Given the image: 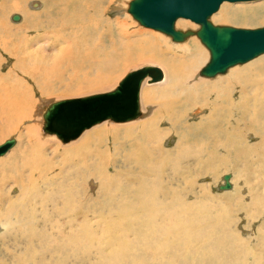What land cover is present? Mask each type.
<instances>
[{"label":"bare ground","instance_id":"1","mask_svg":"<svg viewBox=\"0 0 264 264\" xmlns=\"http://www.w3.org/2000/svg\"><path fill=\"white\" fill-rule=\"evenodd\" d=\"M20 1L26 0H4L0 4L1 38L17 33V43L7 46L17 60V80L11 83L0 74V126L12 120L5 136L15 133L19 139L10 153L15 152L16 164H7L9 154L0 160V169L10 165V171L1 170L0 173V264H21L25 260L26 264H245L241 258L246 247L245 237L253 236L264 241V219L259 222L264 216L263 174L258 170L248 173L243 166L239 178L227 173L225 183L219 188H228L234 193L225 195L223 200L210 193L209 184L198 185L197 181L187 184L186 174H191L190 168L197 166L204 170L201 163L209 164V157L205 159L209 154L213 158L218 157L219 152L229 154L227 145L231 146V142L224 143L226 139L235 140L239 135L238 127L230 130L236 125L241 127V118L237 120V116L243 119L252 117V126L245 127L248 131L259 123L254 119L259 121L255 116L264 112V53L245 63L253 65L252 74L263 77L256 78L258 80L253 84L239 83V65L229 68L226 74L206 77L200 74L208 54L200 45L201 40L191 36L185 42H177L152 30H128L124 20L112 18L109 13L112 7H119V0H33L31 6L42 9L37 13L27 11ZM18 5L25 14L13 28L6 21L7 10ZM259 7H250L242 13L230 12L223 3L212 20L233 24L258 23L262 16H256L255 11ZM176 24L183 28L190 25L188 18L182 17ZM113 34L115 37H110ZM105 46L110 48V53L116 52L120 60L101 59L100 55L106 52ZM147 54L161 56L167 67H161L163 79L152 83L147 79L143 81L140 87L141 115L132 119L127 128H111L105 123L123 124L131 119L114 121L107 118L100 122L103 126H95L100 124L96 123L91 126L93 129L85 128L77 138L69 141L45 131L44 112L48 104L98 94L93 92L75 98L42 99L33 115L32 89L24 76L32 79L42 92H51L60 89L69 78L78 77L99 63L116 69L120 61L130 62ZM144 64H154V61H144L141 66ZM189 67L190 73L187 71ZM129 71L110 90L116 88ZM108 75L87 80L85 85H78L75 92L98 88L101 82H97L106 81ZM148 84L153 86L143 93ZM191 89L205 94L206 98L217 92L214 104L184 97V103L178 101L183 108L180 115L176 119L175 115L170 117L169 113L173 115L172 108L175 107L166 99ZM155 91L159 101L153 99L151 102L156 104L149 106L146 102L150 100L146 101L144 97H151ZM243 98L252 100V113L248 105L239 101ZM70 108L75 110L73 106ZM70 108L63 109V112H69ZM201 112L207 113L206 116ZM150 113L152 117L148 118ZM193 114L199 121L190 122ZM25 121L29 123L24 126ZM164 122L170 123L169 128L164 127L165 133L152 128L153 124L154 127L162 126ZM39 123L41 126L43 123L44 135L56 136L62 143H68L65 146L83 138L60 151L61 146L56 145L55 139L37 136ZM178 123H181V131ZM140 125L143 126L140 136L145 150L138 143L139 133L125 141L118 139V132L134 134ZM213 126H216L215 131L211 130ZM200 128L202 133L205 129L207 132L202 136L203 143L198 144L195 139L201 134ZM259 133L256 136L264 139ZM167 139L175 147H165ZM129 149L133 150L128 152ZM232 150H235L234 146ZM200 153L205 157H199L202 159L194 165ZM235 153L238 156L242 151ZM20 159L21 163H18ZM178 159L181 164L177 166L175 160ZM164 161L169 166L166 169ZM184 161H187L186 166L182 165ZM222 162L225 161L222 159ZM260 166L264 167V164ZM124 170L127 171L125 174H136V180L124 179L122 184L131 189L116 191L123 187L116 189L112 184L120 179L118 173ZM13 191L16 193L12 195ZM229 214L232 218L228 217ZM256 221L258 224L253 233L250 227ZM245 228L248 231L243 235Z\"/></svg>","mask_w":264,"mask_h":264},{"label":"rangeland","instance_id":"2","mask_svg":"<svg viewBox=\"0 0 264 264\" xmlns=\"http://www.w3.org/2000/svg\"><path fill=\"white\" fill-rule=\"evenodd\" d=\"M13 2H16V0H12ZM33 0H26V1H20V3L24 6V8L27 10V11H30L31 12V10H34L35 11V13H37L38 11H40V10H42L41 8H36V7H33V6H31V2H32ZM40 2L41 0H36V2ZM121 1H122V3H121ZM129 1L130 0H119V7L117 8V7H112L113 9L111 10V12H109L110 13V16L113 18V17H115V18H119V19H121V20H124L126 23H127V29L129 30H138V29H141V30H144V31H150V30H152V31H155V32H157V33H159V34H163V35H167L171 40H173L172 38H171V36H169L168 34H166V33H164V32H161V31H158V30H155V29H152V28H148V27H145V26H143V25H141L136 19H134L133 18V16L127 11V8H128V4H129ZM4 2V0H0V4L1 3H3ZM127 2V3H126ZM19 2H17V4H18ZM25 3V4H24ZM224 3V5L226 4L227 6H228V8H229V10H230V12H233V11H238V12H240V13H242L244 10H246V11H248L249 10V8L250 7H254V6H260L256 11H255V13H256V16H259V15H261L262 16V18H261V20H259L258 21V23H243V24H233V23H225V22H215V21H213L212 20V16H211V20H212V22L213 23H215V24H221V25H232V26H236V27H245V28H256V27H261V26H263L264 25V15H262V14H264V0H252V1H240V2H230V1H226V2H223ZM222 3V4H223ZM222 4H221V6H220V8L216 11V12H218V11H220V9H221V7H222ZM19 6V5H18ZM10 7L8 10H7V17H6V21L10 24V25H12V27L13 28H16L17 26V24L19 23V22H21L22 20H23V18L22 17H24V14H25V12H24V10L23 9H20V6L19 7ZM44 6V5H43ZM34 8V9H33ZM227 8V9H228ZM35 9H38V10H35ZM215 12V13H216ZM263 12V13H262ZM215 13H213V14H215ZM15 14H19L20 15V21L19 20H14L13 19V16L15 15ZM248 15H251L252 13H247ZM260 16V17H261ZM12 17V18H11ZM25 20H27V16H26V19ZM188 21H189V26L188 27H186V28H183V27H181V26H177V24H175L176 25V28H178V29H182V30H187V29H193V30H196V29H198V28H200V26H199V24H197V22H195V21H192L191 19H188ZM177 22V21H176ZM191 22V23H190ZM197 25V26H196ZM40 26H42V23H40ZM191 26V27H190ZM13 33H15V32H13ZM4 34H7V32H4ZM30 35H34V33L33 32H30L29 33ZM15 35H17V33H15ZM15 35L13 34V35H11L10 37H8V38H6V37H2L1 38V35H0V74H2L6 79H8L11 83H14L16 80H17V60H16V58L13 56V55H11L10 54V51H9V47L11 46V45H13V44H15V43H17V38L15 37ZM191 36H196L199 40H200V38L196 35V34H193V35H191ZM191 36H189L186 40H184V41H182V42H185V41H187ZM14 37H15V39H14ZM110 37H115L114 36V34L113 35H110ZM6 38V39H5ZM11 38V39H10ZM8 39H10V40H8ZM9 41V42H7V41ZM24 40H27L26 38L24 39ZM174 41V40H173ZM5 42V43H4ZM4 44H6V45H4ZM200 45L202 46V48L205 50V51H207V59H206V61L203 63V66L208 62V60H209V57H210V52H209V50H208V48L200 41ZM7 46H9L8 48H7ZM105 48V50H106V52L105 53H102L101 55H100V58L101 59H104V58H108V59H111V60H113V61H118L117 59H119L120 60V58L118 57L119 55H117L116 54V52L115 53H110L109 51H110V48L108 47V46H105L104 47ZM8 50V51H7ZM174 55V54H173ZM158 57H156V55H154L153 56V54H150V56H149V54H147L146 55V57H142V58H140V59H134L133 61H130V62H126L125 60L124 61H120L118 64H117V67H116V69H113V67H106L105 65H102L101 63H99V64H97V65H95V66H93V67H89V68H87L86 70H85V72H84V74H82V75H80V76H78V77H73V78H69L64 84H63V86L60 88V89H56L55 91H51V92H42V90H40L39 88H38V86L35 84V82L32 80V79H29V78H27V77H25L24 76V79H25V82L27 83V85H29L30 87H31V89H32V94H33V98H32V108H33V115L34 114H36V112H37V109H38V107H39V105H40V103H41V100L42 99H47L46 101H50V100H54V99H59V98H61V97H66V98H68V97H70L71 96V98H75V97H80L79 95H82L83 94V96H84V94H87V93H91L92 94V92L93 93H99V91L100 92H105V91H107V90H110V89H112L115 85H117V81H119L120 79H121V77L122 76H124V74L127 72V71H129V70H131V69H134V68H136V67H139V65L141 66V63L142 62H144V61H148V60H150V61H154V64H157V65H161L160 67H162V65H163V67L165 68V65H166V67H167V63H166V61H164V58L162 59V57L160 56L159 57V55H157ZM168 56H172L171 54H168ZM148 57V58H147ZM151 57V58H150ZM153 57V58H152ZM256 58V57H255ZM158 60V61H157ZM164 61V62H163ZM156 62V63H155ZM161 62H162V64H161ZM248 62V61H247ZM247 62H245V63H247ZM128 63V64H127ZM147 63H153V62H147ZM160 63V64H159ZM245 63H239V64H237V65H239V69H238V75H239V77H240V79H239V83H241V82H249L250 84H253V83H255L256 82V80H258V79H263V77L262 78H259L258 77V75L257 74H252V70H253V65H249V64H245ZM123 66V67H122ZM125 66V67H124ZM202 66V67H203ZM235 66V65H234ZM232 67V66H231ZM230 67V68H231ZM163 69V68H162ZM166 69V68H165ZM167 71V70H166ZM187 71L190 73L191 72V67H189L188 69H187ZM229 71V69L225 72V74L227 73ZM263 71H264V69H263ZM11 73V74H10ZM168 73V72H167ZM106 74H109L108 75V79L106 80V81H98L97 83H100L101 82V84H99V87L98 88H94L93 90H90V91H86L85 89L82 91V92H75L76 90H78V85H80V84H86L87 83V80H91V79H95L97 76H98V79H99V75H106ZM220 74H223V73H220ZM19 75V74H18ZM20 77L21 76H23L22 74H20L19 75ZM65 77H66V75H64ZM65 77H63V78H65ZM256 78H258V79H256ZM168 82V79H167V81L165 82V83H167ZM116 83V84H115ZM114 85V86H113ZM151 84H148V85H146L145 86V88H144V90H143V93H144V91L146 90V89H151V88H149V87H151V86H153V85H151ZM113 86V87H112ZM110 87H112V88H110ZM109 88V89H108ZM217 90H218V92H219V90H220V88L218 87V88H216ZM98 91V92H97ZM65 93V94H64ZM68 93V94H67ZM151 95L153 96H151V97H144L145 98V100L146 101H148V100H150L149 102H146L149 106H153L152 104H156V102H158L159 101V96H158V92L156 93V91L155 92H153V93H151ZM176 96H174V97H172V96H170V98L169 99H166V101H171V106L172 107H175V109L174 108H172V110H174V114L172 115V114H170L169 113V115H170V117L172 116H174L175 115V119L180 115L179 114V112L181 113V111L183 110V108L181 107V104L180 103H178V101H180V102H182V103H184V97H192V98H199V99H202V100H204V101H207L208 102V104L209 105H213L214 104V99H215V97H216V95H217V92L216 93H212V95H211V97L210 98H206L205 97V94H198V93H196V92H194L192 89H191V91H189V92H184L183 94H181L180 96L179 95H177V94H175ZM73 96V97H72ZM42 97V98H41ZM157 97V98H156ZM172 97V98H171ZM176 97V98H175ZM241 97H244V96H241ZM147 98V99H146ZM149 98V99H148ZM175 98V99H174ZM143 99V96H142V94H141V100ZM153 99L156 101H154V102H151V101H153ZM171 99H173V100H171ZM172 101H176V102H174V104H173V102ZM239 101L240 102H243V103H245V105H248V108L250 109V112L252 113L253 112V108H254V106H253V103H252V100L250 99V98H243V99H239ZM259 110L257 109V111L256 112H258ZM204 116H206V114L207 113H205V112H201ZM144 112H143V116H144ZM146 115H148V113L146 114ZM256 115H257V113H256ZM142 116V117H143ZM251 116H253V115H251ZM142 117H140V118H142ZM148 118L149 117H152V114L150 113V115L149 116H147ZM146 117V118H147ZM256 117V119L257 120H259V121H256L255 119H254V121L255 122H259V123H255V125H254V127L253 128H251V130H247V129H245V127L248 125V126H252V117H248V118H245V119H243V117L242 116H237V120L239 119V118H241L240 119V125H241V127L240 126H238V125H236V126H233V127H230V130L231 131H233V129H234V127H238L239 128V130H238V132H237V134H239L238 135V137L235 139V140H233V139H230L229 138V140L228 139H226L227 141H226V143H224L225 145H227V144H229L228 142H231V146L230 145H227V147H229V154H224V152H219V156L218 157H215V158H213V157H210V154L207 156V157H205L203 154H198V159L196 160V162L194 163V165H197L199 162H198V160L200 159H202V158H204L205 157V159H207L208 157V159H209V164H204V163H201V166H204L205 167V169L204 170H202V169H200V167L199 166H197V167H195V168H190V169H192V173L191 174H189V173H187L186 174V182H187V184H190V183H192V182H195V181H197V183H198V185H207V184H209L210 185V187H209V191H210V193L213 195V196H215V197H218V198H220L221 200H223L224 199V196L225 195H232L234 192H231L230 191V189H225V190H222L221 188H219V186L221 185V184H224L225 183V179H224V175L226 176V174L227 173H232L233 174V177L235 176L236 178L238 177H240V172L239 171H241V170H243V168H245L247 171H248V173H251L252 172V174L255 172V170H258L259 171V173H261V174H263V178H264V167H262V166H260V168L262 167L263 168V170H262V168L260 169L259 168V165H263L264 163V160H262V159H264V150H262V149H264V139L262 138V140H260L259 138H258V136H256L257 135V133H261V130H263L264 131V112H263V114H261V115H257V116H255ZM144 118V117H143ZM195 119V120H194ZM198 118H196V116H195V114H193V117L191 116V119H190V122L192 121V122H197V121H199V120H197ZM178 120V119H177ZM228 120V119H227ZM263 120V121H262ZM131 121H132V119L130 120V121H127V122H125V123H123V124H115V123H111V124H113V125H109V124H107V123H105L106 125H108V126H110L111 128L113 127V128H118V129H125V128H127L129 125H127V124H129V123H131ZM134 121V120H133ZM141 121H143V120H141ZM141 121H139L140 122V124H141ZM229 121V120H228ZM11 122H12V120L10 121V122H8L7 124H5V125H3V126H0V144L1 143H3L6 139H8V138H11V136L12 137H14V138H16V144L6 153V154H4V155H2V156H0V160H1V158L3 159V158H6V157H8L9 155H10V153L15 149V147L17 146V144H18V135L17 134H10V135H8V136H5L6 134H7V129L9 128V127H11ZM104 122V121H103ZM135 122V121H134ZM139 122H137V123H135V124H138ZM168 122H169V120H168ZM168 122H164L163 124H162V126H160V124L158 125V126H156V127H154V124H153V129H157V128H159L160 129V131H162V133H165V128L167 127V128H169L170 126V123L168 124ZM216 122H218V120H216L215 121V123ZM260 122H261V124H260ZM29 122H27V121H25L22 125H27ZM232 123V122H231ZM263 123V124H262ZM135 124H132V125H135ZM165 124V125H164ZM181 123H178V127L180 128V131L182 130V128H181V125H180ZM258 124L259 125H261V127L260 128H263V129H259V126H258ZM99 125H101V126H103L102 125V123H100V124H97V125H95V126H99ZM94 126V127H95ZM101 126H99V127H101ZM257 126V127H256ZM99 127H96V128H99ZM165 127V128H164ZM96 128H94V129H96ZM257 128V129H256ZM91 129H93L92 127L91 128H89V130H91ZM141 129V130H140ZM142 129H143V126L142 125H140L139 127H136L135 128V131H133V133L134 134H132V133H130V131L128 132V134H124L125 133V131H120V132H118V139L120 140V141H125V140H127V139H130L132 136H134L135 134H137V133H139L138 134V136L140 137V140L138 141V143L140 144V147L143 149V150H145V143H144V140H143V138H142V136H140V135H142V134H140L141 132H142ZM159 129L157 130V131H159ZM244 129H245V131H244ZM258 131L259 130V132H257L256 130ZM206 131L205 132H207V129H205ZM212 131H215L216 130V126H213V128L211 129ZM211 130H209V131H211ZM254 130V132H252ZM37 131L39 132V135H37V136H39L41 139H42V137L40 136V135H42V136H45V137H50V138H53V139H55L54 141L56 142V145H58V146H61L60 148H59V150L60 151H62V147H71V146H73V145H75L76 143H78L83 137H81L77 142H75V143H73V144H71V145H69V146H65V145H67L68 143H62L59 139H57V137L56 136H49V135H44L43 134V123H42V126H41V124L39 123V126H37ZM159 131V132H160ZM244 131V132H243ZM262 131V133H261V135L263 134L264 135V132ZM90 132V131H89ZM200 132H201V134L198 136V138L197 139H195L196 141H197V143L198 144H201V143H203L202 142V136L204 135V131H203V133H202V131H201V128H200ZM255 132H257V133H255ZM242 133H244V134H242ZM252 133V134H251ZM260 133L258 134V135H260ZM86 134V133H85ZM84 134V135H85ZM250 134V135H249ZM54 135H56V134H54ZM247 135V136H246ZM245 136V137H244ZM199 137H200V139H199ZM142 138V139H141ZM204 138V140H205V137H203ZM40 139V140H41ZM199 139V140H198ZM143 140V142H141ZM75 141V140H74ZM169 140L167 139V141L165 142V147H167V148H171V147H175V144L173 143V142H168ZM72 142V141H71ZM71 142H69V143H71ZM237 142V143H236ZM255 142V143H254ZM258 143H260V144H258ZM197 144V147L199 146ZM233 144H235V145H233ZM190 145V144H189ZM259 145V146H258ZM263 145V146H262ZM233 146H234V151L232 150L233 149ZM236 147V148H235ZM253 147V148H252ZM256 147V148H255ZM249 148V149H248ZM259 148V149H258ZM252 149V150H251ZM133 149H129L128 150V152H130V151H132ZM237 151H242V154L240 155H238L237 156V153H235V152H237ZM254 151V152H253ZM15 152H13L11 155H10V157L6 160V162H7V164H11V165H15L16 164V158H15V154H14ZM9 154V155H8ZM202 155H203V157H202ZM229 155V156H228ZM234 155V156H233ZM236 155V156H235ZM222 156H226V157H224V158H222ZM199 157H202V158H199ZM249 157V158H248ZM259 157V158H258ZM236 159L235 161L233 160V159ZM45 159V158H44ZM222 159L225 161L224 163L222 162ZM46 161H49L48 159H45ZM227 160V161H226ZM230 160V161H229ZM181 161H180V159H178V160H175V163H176V165L178 166V165H180L181 163H180ZM227 162V163H226ZM245 163V167H244V163ZM18 163H21V159L19 160V162ZM180 163V164H179ZM197 163V164H196ZM219 163H222V164H220V165H218ZM235 163V164H234ZM259 163V164H258ZM164 164H166L165 165V169L166 168H168L169 166H168V163L166 162V161H164ZM243 164V165H242ZM182 165H187V161H184V163L182 162ZM181 165V166H182ZM215 165H217L216 167H215ZM235 165V166H234ZM243 166V168H241ZM10 165H8L7 166V168H1L0 169V173H2L3 171H10ZM215 167V168H214ZM236 168V170H235V168ZM1 170H3L2 172H1ZM250 170V171H249ZM138 171V170H137ZM235 171H237V172H235ZM261 171V172H260ZM125 172H127L126 170H124V171H122V172H120V173H118L121 177H120V179L119 180H116L117 182H115L114 184H112V186H115V188L116 189H120L121 187H123V188H121V190H116V191H124V190H129V189H131V187L129 186V185H125L124 183L122 184V181L124 180V179H126V180H128L129 181V177H130V182H132V180L134 181V180H136V174H134V173H130V174H125ZM224 172V173H223ZM9 173V172H8ZM259 173H257V174H259ZM236 174V175H235ZM228 175V174H227ZM237 175H239V176H237ZM139 176H140V174H139ZM133 177V178H132ZM141 177V176H140ZM222 177V178H221ZM260 178V177H259ZM122 179V180H121ZM217 182H218V184H217ZM121 183V184H120ZM116 185H117V187H116ZM120 185V186H119ZM122 185V186H121ZM185 185V184H184ZM17 187V186H16ZM16 187H13V188H15L16 189ZM130 187V188H129ZM262 189H263V187H264V182H262ZM115 188L113 189L114 191H115ZM123 189V190H122ZM228 190H229V192H228ZM16 192H17V189L15 190ZM15 191H13V192H11L12 193V195L14 194V193H16ZM93 191H98L97 189H94ZM92 191V192H93ZM198 191V190H197ZM197 191H196V193L195 194H198L197 193ZM224 193H226V194H224ZM228 193V194H227ZM247 194H245V196H246ZM246 198H247V196H246ZM226 199V198H225ZM224 201H226V200H224ZM229 218H232V215L231 214H229V216H228ZM263 219H264V216L263 217H260V219H259V222H260V220H262L263 221ZM258 221V220H257ZM253 222L252 224H251V227H250V229L253 231V233H254V231L256 230V228H255V226H256V224H258V222ZM243 224V223H242ZM254 224V225H253ZM247 231H248V228H245V230L243 231L244 233H243V235H245V234H247ZM245 241H246V247H245V249H244V253L243 254H241V258L245 261V264H252V263H255V264H264V241H261V240H257V239H255L253 236L252 237H245ZM26 259H27V256H26ZM25 262V264H26V260L25 261H23V263ZM7 263H9V262H7ZM23 263H21V264H23ZM2 264V263H1ZM9 264H11V263H9ZM12 264H15V263H12Z\"/></svg>","mask_w":264,"mask_h":264},{"label":"water","instance_id":"3","mask_svg":"<svg viewBox=\"0 0 264 264\" xmlns=\"http://www.w3.org/2000/svg\"><path fill=\"white\" fill-rule=\"evenodd\" d=\"M226 1L252 0H130L127 11L141 25L164 32L174 41L182 42L196 34L210 52L209 60L200 74L213 77L264 53V25L245 28L212 22L210 18L213 13ZM180 17L199 23L200 28H176V21ZM13 19L19 20L20 15L15 14ZM163 77L161 67L144 64L129 71L113 90L73 100L53 101L44 112V129L58 135L63 141H69L77 138L85 128L107 118L114 121L134 119L141 115L140 87L143 81L147 79L152 83ZM70 106L75 110L72 111ZM65 108H70V111L64 113ZM15 144V138L6 139L0 144V155Z\"/></svg>","mask_w":264,"mask_h":264}]
</instances>
